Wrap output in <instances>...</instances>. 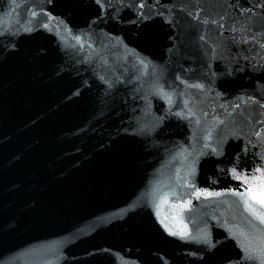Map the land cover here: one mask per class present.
<instances>
[{"label":"water","instance_id":"95a60500","mask_svg":"<svg viewBox=\"0 0 264 264\" xmlns=\"http://www.w3.org/2000/svg\"><path fill=\"white\" fill-rule=\"evenodd\" d=\"M112 4L0 0V264H240L224 221L258 222L238 197L196 200L176 175L196 158L195 184L223 191L240 183L232 168L264 166V0H161L172 11L144 20ZM186 99L196 115L171 114ZM221 137V155L203 148ZM173 189L192 199L183 224L214 247L160 224Z\"/></svg>","mask_w":264,"mask_h":264},{"label":"snow or ice","instance_id":"6c2138e0","mask_svg":"<svg viewBox=\"0 0 264 264\" xmlns=\"http://www.w3.org/2000/svg\"><path fill=\"white\" fill-rule=\"evenodd\" d=\"M95 3L100 7V10L103 12H107L109 7L114 8L116 6L112 4V0H104V2H102V0H95ZM118 3L121 5V7L135 9L136 15L140 20H144L147 18V13L145 10L150 7L155 10V15L161 18L164 17L165 13L172 11V9H169L166 5H162L161 0H138V2L129 3L127 5L124 4V0H118ZM260 7L264 8V4L260 5ZM245 11H250V9H245ZM33 15L35 16L36 13L34 12ZM189 15L191 14L189 13ZM197 19H199V17H197ZM166 23L171 24L172 21H166ZM202 23L205 25L212 23L217 24L221 28L224 27L223 24H220L216 20L209 21L205 19L202 21ZM44 27L47 28L48 25H44ZM25 31H30V29H25ZM233 31H235V29H233ZM74 39L79 42L81 40V37L76 36L74 37ZM199 39L203 41L205 37L200 36ZM131 54L134 55L135 53L133 52ZM138 64L140 66H143L144 68L148 67V63L145 59H138ZM100 79L104 80L103 77H100ZM104 82L108 83L107 81ZM181 83L186 84L188 88H193L197 90L204 89V85L200 83L187 84L186 81H181ZM109 87H111V84H109ZM160 93H163L165 95L167 103L171 106L173 104L172 95L165 93L163 86H159L158 88L157 94ZM234 107L239 108L240 105L237 104L234 105ZM183 109L186 111L182 110L175 113H171L170 107L169 113L181 117L183 119H189L196 115L194 107L190 106V102L187 99L183 101ZM202 114L207 115V113ZM196 123H201L199 118L196 119ZM218 123L224 124L225 122L223 120H218ZM258 123L264 124V121H258ZM141 131H143L142 128ZM262 131H264V129H262L261 131H256L254 135L257 138H260ZM211 137L212 133L211 131H209L205 139H211ZM223 143L224 138L221 137V139L217 142V147H213L210 143H204L203 148L210 149L211 154L219 156L222 153L218 151V146ZM249 143H251V141H249ZM186 151L187 150H182L180 153L182 156H184V159H187V156L185 155ZM203 154L204 153H199L198 155ZM262 159H264V157H262ZM195 160L196 158H193L192 162L187 165L185 175L181 176L179 174V170L177 171L176 179L178 181H181V183L177 185V188L190 189V195L194 196L196 200H200L201 198L208 200L211 198H218L226 195L238 197L239 199L237 201V204L241 205L244 211L248 213L253 218V220L258 222L259 227L257 226V224H254L252 223V221H249L248 223L250 225V230H244L239 228H236V230H234L235 226H228V221L225 220L224 224L226 226V231L230 234L231 238L234 241L238 242V259L240 261V264H252V262L256 261H258L259 264H264V166L254 168L251 175L245 172H241L234 167L231 169L230 175L232 179L240 182L238 186L236 188H227L223 191H210L208 188H199L194 182V177L196 174ZM221 171L224 170L222 169ZM227 174L228 173H226V175ZM241 185L243 186L242 191L239 190ZM168 195L169 194H165L164 203H169L167 199ZM170 195L175 197V202L170 203V207L175 210V215H172L171 217H165L164 219H161L159 221L163 228L168 232V234L173 237H179L181 240L196 241L198 243L205 244L208 247H214L212 241L208 239L207 233H204L202 237L194 236L192 232L188 229L187 224H183L182 213L185 209L191 207L192 199H184L181 195L178 194L176 189H173ZM185 195L189 194L185 193ZM231 207L232 205L229 204V208ZM159 215L160 213L157 212V216ZM169 219L171 221L179 223L181 227L174 230V228L171 227L169 223L165 222ZM213 219H216V217L213 216Z\"/></svg>","mask_w":264,"mask_h":264}]
</instances>
